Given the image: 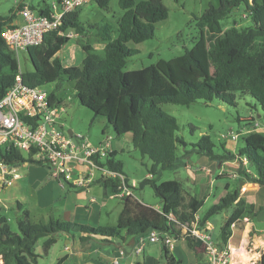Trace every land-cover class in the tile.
<instances>
[{
    "label": "trees",
    "instance_id": "trees-1",
    "mask_svg": "<svg viewBox=\"0 0 264 264\" xmlns=\"http://www.w3.org/2000/svg\"><path fill=\"white\" fill-rule=\"evenodd\" d=\"M2 1V0H0ZM60 2L61 0H55ZM111 0H93L99 8L106 9ZM219 7L209 6L200 16L195 17L198 38L191 50L172 60H159L157 64L140 70H124L128 58L137 50L128 43L139 44L154 36L155 25L168 18V9L163 0H118L123 11L115 31L107 24L96 25L97 37L104 43L103 55L93 52L92 46L79 41L85 56L80 66L66 67L57 57L61 48L75 35L83 33L79 20L81 10L63 17L60 26L44 36L38 46L29 47L25 53L32 64L28 71L19 70L17 58L5 43L2 33L14 19L22 4L7 17L0 16V100L14 85L20 73L21 82L29 88L42 87L56 81L71 82L75 96L82 107L89 109L95 117L104 118L116 137L131 136L132 147L142 156L151 160L149 174L153 176L163 170L184 167L185 162L177 156L178 144H184L177 135L179 129L175 117L165 113L162 104L189 106L201 101L208 105L214 99L230 106L236 105L237 96L249 95L264 114V0H219ZM31 5V4H30ZM243 5L244 17L250 25L244 28L232 25L226 27L224 20L237 7ZM31 8H35L31 5ZM37 13L48 14L49 6L41 5ZM115 32V37L112 35ZM51 103L60 104L62 97L49 92ZM254 119H250L251 126ZM239 157L248 160L254 175L244 172L246 181L264 186V131H251L242 136ZM195 152L211 160L220 161L223 154L213 153V144L208 136L192 144ZM116 152L106 159V165L122 172V164L115 162ZM235 155H230L233 159ZM0 160L7 166L22 163H42L23 157L13 149H0ZM103 187L116 191V183L110 180L97 182ZM141 187L151 185L161 199L162 207L156 210L131 197L122 200V210L116 227L88 226L70 221L34 222L27 210L17 221L18 232H13L5 216L0 215V264H36L39 257L34 246L39 239L44 252L56 242L60 233L80 236V240L91 238L118 239L124 232L127 237L145 236L151 230L169 233L178 240H184L187 248L195 255L205 253L202 243L183 234L181 225H190L199 214L203 202L189 196L180 181L156 183L154 178H145ZM239 189L229 191L216 204L200 216V227L218 212L227 210L238 199ZM264 210V205L262 206ZM172 213L177 225L169 222L166 215ZM250 207L238 206L223 223L218 233L220 247L227 246L231 228L238 219L252 217ZM165 264H182V260L169 253L163 245ZM64 258L58 261L61 264ZM140 264V263H136ZM264 264V252L260 257Z\"/></svg>",
    "mask_w": 264,
    "mask_h": 264
},
{
    "label": "rangeland",
    "instance_id": "rangeland-1",
    "mask_svg": "<svg viewBox=\"0 0 264 264\" xmlns=\"http://www.w3.org/2000/svg\"><path fill=\"white\" fill-rule=\"evenodd\" d=\"M55 0H2L0 1V16L7 17L19 3L25 2L31 4L35 10L39 6H49ZM136 3L145 0H134ZM163 5L168 9V18L155 25L154 36L152 39L146 40L142 43H128V46L138 51V53L127 59L124 70L133 71L146 68L157 64L159 60H172L181 55L186 50H191L193 42L198 38V30L195 26V17L200 16L209 6L218 8L219 0H163ZM123 11L118 6V0H111L106 9L99 8L94 2L83 6L79 12V20L83 24V33L75 35L73 32L70 40L61 48L57 57L62 61L66 67L80 66L85 53L80 47L79 41L84 44L92 46L93 52L97 55H103L104 43L97 37L98 29L96 25L100 26L103 22L107 23L114 31L117 27L118 20L122 16ZM244 6L241 5L235 8L228 19L224 20L226 27L235 25L237 27H247L250 21L244 17ZM115 37V32L112 38ZM19 70L28 71L32 69L31 62L27 59L25 52H20L17 57ZM47 92H53L56 96L63 98L65 105V113L61 115L60 123L62 131L67 132L71 130L75 135L86 136L91 142L97 141L103 136L110 137L112 140H120L121 146L117 147L115 162L122 164L123 175L127 179L128 186L131 187L134 198L147 206L162 207L161 199L155 194L151 185H140L141 181L149 175L152 162L148 157L142 156L137 150L132 147L129 141V135L123 137H116L112 128L107 121L102 117H95L94 114L87 108L82 107L76 96L71 82L56 81L51 84H46L41 87ZM162 110L176 118L179 129L177 135L183 140L184 144H178L177 156L185 163H193L196 167H201L203 164L199 162L203 157L201 154L195 152L192 144L198 143L202 136H208L213 144L212 151L214 154L222 155L224 153H234L242 146V135L236 140L231 139L232 134H239V119L253 117L260 126H264V114L260 110L257 103L249 95L237 96L236 105L230 106L221 103L214 99L208 105L201 101L195 102L189 106H181L174 104H162ZM235 154V153H234ZM23 157H27L26 153H22ZM204 157H206L204 155ZM209 159V158H208ZM206 159V163L212 164L211 159ZM47 168L45 165H42ZM249 167V165H248ZM22 170V167H17ZM49 174V171H48ZM1 176V173H0ZM154 178L156 183L165 181H180L186 192L187 182L186 173L183 167L173 170H163ZM149 178V179H151ZM11 179V178H10ZM232 188L238 185L233 179H228ZM24 181H17L11 179L10 186H0V206L3 203L6 205V211L3 212L8 220V224L13 232H18L17 221L22 218L24 210H28L30 219L34 222H47L49 218L56 221H65L66 218L62 216L61 209L58 206L44 208L32 198V189ZM94 183L93 185H98ZM20 185V189L19 186ZM68 185V184H65ZM102 185V184H101ZM69 186V185H68ZM103 186V185H102ZM75 189L74 187H72ZM104 194L91 192L89 196L99 202L100 214L92 215L91 220L82 219L80 221L74 220L72 222L81 223L88 226H102V227H116L118 215L122 210V200L112 197L116 191H111L109 188L97 187ZM85 189V188H78ZM31 195V196H30ZM22 204V209L16 207V201ZM214 202H206L201 208L199 215H203ZM94 207V204H91ZM233 207L227 210L216 213L211 219L210 223L213 226V231L210 232L212 238L215 240L223 225L226 216L234 212ZM122 232L121 234H123ZM125 234V233H124ZM78 235V234H75ZM69 234L60 233L56 237V242L51 245L48 252H44V244L46 238L39 239L34 246L35 253L39 255L36 264H57L58 261L67 256V261L63 264H75V258L72 257V251H65L68 246L66 242L69 240ZM94 247L102 244L97 239H90ZM257 238L250 234L249 242L246 244L248 253H255ZM112 241L120 242L118 239ZM176 240L175 246H179L180 253L183 255L182 264H189L187 261V253L184 251L183 244ZM114 243V242H113ZM126 251L129 252L128 247L125 246ZM144 251L130 257L133 264H165L163 243L158 241L156 243L145 242ZM169 250V249H168ZM174 250L169 253L173 256L178 255ZM256 250V251H255ZM259 255V254H257ZM247 256L245 264H260V259ZM176 257V256H175ZM187 257V258H186ZM178 258V257H177ZM205 259L201 260L203 263ZM2 260L0 259V263ZM243 264V262L241 263Z\"/></svg>",
    "mask_w": 264,
    "mask_h": 264
},
{
    "label": "built area",
    "instance_id": "built-area-1",
    "mask_svg": "<svg viewBox=\"0 0 264 264\" xmlns=\"http://www.w3.org/2000/svg\"><path fill=\"white\" fill-rule=\"evenodd\" d=\"M92 1H53L49 5L48 14L37 13L29 3H23L18 10L22 24L6 27L2 37L17 58L20 52L40 45L47 33L60 26L65 15L77 11ZM63 102L62 99L60 104L51 103L49 92L41 87L24 86L19 73L14 85L0 100V149H13L21 154L26 153L32 160L45 165L50 178L58 180L61 185L87 188L99 181L110 180L117 186L116 194L112 197L120 200L128 197L135 199L126 177L106 165V159L112 152L110 137L94 144L86 136L75 135L73 132L69 135L62 131L60 118L65 113ZM251 131H264V127L254 121L251 126L243 127L239 134H232L231 139L236 141L241 135L244 136ZM239 160L247 173L248 160L243 156L239 157ZM0 173V186H10L11 179L15 180L19 177L14 166H7L1 160ZM236 175L234 173L235 177ZM147 177L151 178L150 174ZM166 217L169 222L180 226L172 213ZM199 222L200 215L197 214L189 226L180 227L183 234L187 232L202 243L206 264H235L231 249L228 246L220 247L212 238L210 234L213 229L212 224L206 222L204 227H200ZM176 240L178 239L169 233L151 230L145 236L136 239L134 253H141L145 242L161 241L172 250Z\"/></svg>",
    "mask_w": 264,
    "mask_h": 264
},
{
    "label": "crops",
    "instance_id": "crops-1",
    "mask_svg": "<svg viewBox=\"0 0 264 264\" xmlns=\"http://www.w3.org/2000/svg\"><path fill=\"white\" fill-rule=\"evenodd\" d=\"M23 3L25 2H21L19 4ZM21 24L22 18L19 13L16 12L14 19L11 21L9 26L14 27ZM250 119L254 118L251 116L239 119L240 130L243 127H248L247 124ZM254 121L257 122L255 119ZM101 134H103V136L95 141L94 144H98L106 138H104L103 131H101ZM119 141L120 140H112V142H110L113 152H117V147L121 146ZM129 141L131 142L130 135ZM237 151H234L235 154L224 153L227 156L222 157L220 161L212 160V164H207L206 159H208V157H204V155H202L203 157L199 160V162H202L203 164L201 167L194 168L195 166L191 162L185 163V166L183 167L187 177L186 182L188 185L186 187L188 189V198L189 196H194L198 200H201L203 205L209 201L214 202L212 204L214 205L221 198H223L227 192L238 188L239 196L232 206L235 208L234 211L238 206L242 208L247 206L252 208V217L238 219L231 228V236L228 240L227 246L231 249L232 253L236 255L235 264L242 262L240 259L241 256L259 254L258 259H260L261 254L264 252V210L262 209V206L264 205V186L246 181V177L244 176L245 170H243L245 168L239 160ZM231 154L235 155L233 159L229 158ZM19 166L22 167V170L17 169ZM14 168L19 176L16 180L24 181L23 187L24 184H28L32 188L30 189L32 192V198H35L36 202L44 208L52 207L53 204V206H58V208L61 209L62 216L66 218L65 221L72 222L74 220L80 221L82 219L91 220L92 215L100 214L99 202H97L94 198H91L89 194L91 192L99 193L101 195L104 194V190L101 192H97L100 190H96L99 186L103 187L101 184H92L85 189H73L71 186L61 185L58 180L50 178L48 169L42 165L26 162L14 165ZM246 170L249 175H254L253 170L248 167V164L246 165ZM234 173L237 174V177L234 176ZM228 179H233L238 186L232 188ZM18 186L20 189V185ZM103 189L105 188L103 187ZM15 201L16 207L21 210L22 204L18 203L19 201L17 200ZM91 204H94V207ZM153 208L156 210L161 209V207L158 206H154ZM6 210V205L3 203V206H0V215L5 216L3 212ZM231 215L232 214L226 216L225 221ZM250 234L257 238L255 241L257 243V251L255 250L256 252L254 254L248 253L246 249V244L249 242ZM121 236L122 238H118L120 242L112 241V239L104 241L98 238L97 240L102 242V244H99L98 247H94L91 240L82 242L79 235H69L67 236L69 240L66 242L68 246L65 247V251H72V257L75 258V264H133L130 257L134 255L136 238L127 237L124 233L121 234ZM214 241L219 244L218 235ZM177 242L183 244L184 251L188 254V258H186L187 261H189V264H206L205 253L202 257L199 255L197 256L193 253V251L187 248L184 240L181 239ZM125 246L130 248L129 252L126 251ZM175 247L177 249L176 252L178 253V255L175 256L178 257L179 260L183 261V255L180 253L179 246L174 245L172 250H174ZM142 251H144V249ZM63 258L66 262L67 256ZM203 259H205V261L201 263V260ZM237 259L240 260V262H238ZM63 262L61 264H63Z\"/></svg>",
    "mask_w": 264,
    "mask_h": 264
},
{
    "label": "bare ground",
    "instance_id": "bare-ground-1",
    "mask_svg": "<svg viewBox=\"0 0 264 264\" xmlns=\"http://www.w3.org/2000/svg\"><path fill=\"white\" fill-rule=\"evenodd\" d=\"M233 254V253H232ZM236 255H234L233 254V259H234V261L236 262V257H235ZM251 257H253V258H257L258 257V255H252ZM241 260H242V262H243V264H245L246 262H247V256H241V258H240ZM238 260V259H237ZM238 262H240V260H238ZM242 262H240L239 264H241Z\"/></svg>",
    "mask_w": 264,
    "mask_h": 264
},
{
    "label": "water",
    "instance_id": "water-1",
    "mask_svg": "<svg viewBox=\"0 0 264 264\" xmlns=\"http://www.w3.org/2000/svg\"><path fill=\"white\" fill-rule=\"evenodd\" d=\"M67 133L70 135L72 133V131L71 130H68Z\"/></svg>",
    "mask_w": 264,
    "mask_h": 264
}]
</instances>
